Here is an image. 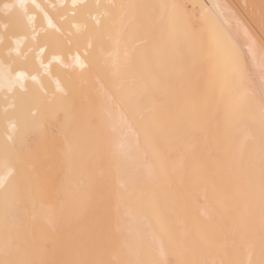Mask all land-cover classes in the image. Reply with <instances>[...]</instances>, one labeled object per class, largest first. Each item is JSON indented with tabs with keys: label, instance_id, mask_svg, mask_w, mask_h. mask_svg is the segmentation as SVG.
I'll return each instance as SVG.
<instances>
[{
	"label": "bare ground",
	"instance_id": "obj_1",
	"mask_svg": "<svg viewBox=\"0 0 264 264\" xmlns=\"http://www.w3.org/2000/svg\"><path fill=\"white\" fill-rule=\"evenodd\" d=\"M0 260L261 264L264 0H0Z\"/></svg>",
	"mask_w": 264,
	"mask_h": 264
},
{
	"label": "snow or ice",
	"instance_id": "obj_2",
	"mask_svg": "<svg viewBox=\"0 0 264 264\" xmlns=\"http://www.w3.org/2000/svg\"><path fill=\"white\" fill-rule=\"evenodd\" d=\"M21 7H23V4H21ZM37 7H39V5H37ZM50 26H51V23H50ZM0 264H23V262L0 260ZM261 264H264V260H261Z\"/></svg>",
	"mask_w": 264,
	"mask_h": 264
}]
</instances>
